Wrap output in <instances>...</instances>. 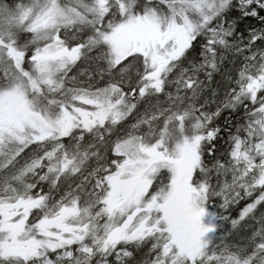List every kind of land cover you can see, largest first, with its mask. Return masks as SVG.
I'll return each mask as SVG.
<instances>
[{
    "label": "snow or ice",
    "instance_id": "6c2138e0",
    "mask_svg": "<svg viewBox=\"0 0 264 264\" xmlns=\"http://www.w3.org/2000/svg\"><path fill=\"white\" fill-rule=\"evenodd\" d=\"M247 18L264 24V0H0V264L145 248L140 264H264V27L245 38ZM228 54L241 67L208 111L200 74ZM241 108L218 157L211 125ZM248 220V243H229Z\"/></svg>",
    "mask_w": 264,
    "mask_h": 264
},
{
    "label": "trees",
    "instance_id": "16d2710c",
    "mask_svg": "<svg viewBox=\"0 0 264 264\" xmlns=\"http://www.w3.org/2000/svg\"><path fill=\"white\" fill-rule=\"evenodd\" d=\"M5 2L9 4H13V2H17V0H5ZM230 19H235V17H230ZM258 20L254 18H247V19H240L237 21L238 25V33H243L245 38L248 35L249 29H247L245 26H247L249 23L257 22ZM260 22V21H258ZM261 27L255 28L260 29ZM200 41L203 40V38H198ZM197 49H199V44L196 45ZM258 47H264V42H257ZM239 57H235L231 54H228L225 56V59L222 63H220V66L218 70L213 74L212 80L209 82L204 73L200 74V79L204 81L205 87L203 89V92L201 96L207 100V101H215L210 102L207 105L208 111H215L217 106L221 104L226 99V92L229 91V89L233 86L232 81L236 78L237 73L241 65L238 64ZM85 67V64L81 63L76 68L73 69L72 73L70 75H76L79 72L80 68ZM81 81H84V85L86 86L87 80L86 77H80ZM94 86L102 87L106 83V80H100L99 77H96L93 81ZM174 91V89H170ZM213 92H215V96H213ZM165 102V99L162 96V104ZM151 103H156L154 98H152ZM141 106L147 105L146 102L139 103ZM146 107H142L135 110V113L143 114ZM244 123V111L243 109H238L234 112H229L227 110L222 111L220 116L215 118L212 127H219L221 129L220 135L216 141L217 145V156H223L228 148V144L226 141L228 140L229 132L235 133L236 128ZM35 147V146H33ZM45 190H47V187L45 186ZM249 201H241L240 205L234 206L228 213H225L226 215H229L231 218H236L239 214V209L244 206V204ZM219 201H217V207H218ZM264 212V208H261L257 213V217H259L260 213ZM226 230H231V224L230 222H226L224 225ZM258 227L255 221L248 220L244 227L235 230L231 232L230 235L226 236V239L229 240L230 237L235 235H244L246 239V243H248V237L252 234V231L254 228ZM233 240V239H231ZM136 259L133 262V264H140L141 262V255H135Z\"/></svg>",
    "mask_w": 264,
    "mask_h": 264
},
{
    "label": "bare ground",
    "instance_id": "6f19581e",
    "mask_svg": "<svg viewBox=\"0 0 264 264\" xmlns=\"http://www.w3.org/2000/svg\"><path fill=\"white\" fill-rule=\"evenodd\" d=\"M261 26L264 27V24H261V22L257 21V22L249 23L245 27L247 29H250V28H258V27H261ZM239 59L240 60H239L238 64L241 65L242 64V57H239ZM154 100H155V98H154ZM203 101H205V99L201 96V102H203ZM160 102L162 104V97L160 98ZM244 237H246V236H244V235H235V236L230 237L228 242L232 243V244H246L247 241H246V239ZM231 239H233V240H231Z\"/></svg>",
    "mask_w": 264,
    "mask_h": 264
},
{
    "label": "flooded vegetation",
    "instance_id": "af4514ba",
    "mask_svg": "<svg viewBox=\"0 0 264 264\" xmlns=\"http://www.w3.org/2000/svg\"><path fill=\"white\" fill-rule=\"evenodd\" d=\"M136 118H137V116H136L135 114H133L132 116H130V117L128 118V120H126V121L123 122L121 128H122V129H126L127 126H128L129 124L135 122V119H136ZM146 251H147V250H143V251L140 252V254H141V258H142L141 261L145 258V257H144V253H145ZM134 264H135V263H134ZM138 264H139V263H138Z\"/></svg>",
    "mask_w": 264,
    "mask_h": 264
},
{
    "label": "rangeland",
    "instance_id": "374dc122",
    "mask_svg": "<svg viewBox=\"0 0 264 264\" xmlns=\"http://www.w3.org/2000/svg\"><path fill=\"white\" fill-rule=\"evenodd\" d=\"M15 2H13V4H14Z\"/></svg>",
    "mask_w": 264,
    "mask_h": 264
}]
</instances>
